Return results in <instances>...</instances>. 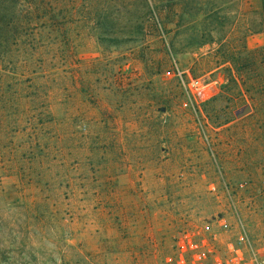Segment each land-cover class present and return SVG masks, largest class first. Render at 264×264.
<instances>
[{"label": "rangeland", "instance_id": "1", "mask_svg": "<svg viewBox=\"0 0 264 264\" xmlns=\"http://www.w3.org/2000/svg\"><path fill=\"white\" fill-rule=\"evenodd\" d=\"M107 1V28L28 1L52 23L0 47V264H171L242 230L264 264L262 0Z\"/></svg>", "mask_w": 264, "mask_h": 264}, {"label": "trees", "instance_id": "2", "mask_svg": "<svg viewBox=\"0 0 264 264\" xmlns=\"http://www.w3.org/2000/svg\"><path fill=\"white\" fill-rule=\"evenodd\" d=\"M31 0H0V47L4 43V41H10L12 45L16 44V40L18 36H22L23 34H36V30H39L41 26L39 23L42 22V27H48L50 22L52 23L53 18H49L48 21H43L41 17L37 15L34 11L33 7L28 6V2ZM85 1L84 9L86 11V15L81 20L84 22H89L93 24L95 27H112L116 20L115 17H112V13L108 12L110 9L119 7L118 4H113L111 1H107L103 4H90ZM116 5V6H113ZM262 7L264 11V0H262ZM69 24L75 21L74 15H70ZM142 18H138L135 22V28L140 29L141 31L144 29V25L140 24ZM41 27V28H42ZM12 35L13 38H9L5 40V37ZM104 37H100V40H103ZM1 72V71H0ZM2 74H0L1 76ZM4 78V75L2 76ZM224 89H226L224 87ZM7 89L4 88V85L0 82V95L2 93L7 94L5 92ZM252 90L256 92H264V82L255 84ZM2 99V109L9 107L13 104L14 97H1Z\"/></svg>", "mask_w": 264, "mask_h": 264}, {"label": "built area", "instance_id": "3", "mask_svg": "<svg viewBox=\"0 0 264 264\" xmlns=\"http://www.w3.org/2000/svg\"><path fill=\"white\" fill-rule=\"evenodd\" d=\"M184 85L187 87L185 82ZM191 86L201 91L207 85L193 80ZM222 228L227 230L229 225L223 223ZM216 242L217 237L196 239L184 235L178 241L177 256L171 264H262L245 230L240 231L236 240L227 245L225 252L218 250Z\"/></svg>", "mask_w": 264, "mask_h": 264}, {"label": "water", "instance_id": "4", "mask_svg": "<svg viewBox=\"0 0 264 264\" xmlns=\"http://www.w3.org/2000/svg\"><path fill=\"white\" fill-rule=\"evenodd\" d=\"M249 113H251V108H249V109H247L245 111H239V112H237V116L238 117H242V116H245V115H247Z\"/></svg>", "mask_w": 264, "mask_h": 264}]
</instances>
